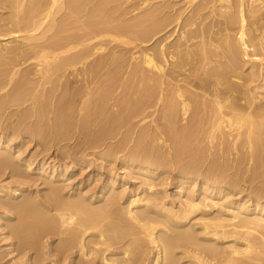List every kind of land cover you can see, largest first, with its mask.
I'll use <instances>...</instances> for the list:
<instances>
[{
    "label": "bare ground",
    "instance_id": "obj_1",
    "mask_svg": "<svg viewBox=\"0 0 264 264\" xmlns=\"http://www.w3.org/2000/svg\"><path fill=\"white\" fill-rule=\"evenodd\" d=\"M177 3L182 6L175 7ZM260 53L264 56L263 0H0V93L6 91L0 96V174L9 169L18 179L12 185L0 184V221L16 239L12 250L25 257L23 264H36V255L32 258L28 251L39 253L43 237L58 239L56 246L62 241L60 253V246L53 251L57 256L51 253L60 260L41 258L48 264H264L260 188L258 194L251 192L254 204L214 201L218 197L212 191L220 196L223 185L210 189V182L226 180L227 164L222 167L212 158L201 170L204 148L194 145L200 139L225 136L227 142L231 137L236 147L248 148L249 159L258 165L264 148V102L256 100L262 93L257 90H264ZM248 60L249 70L242 72ZM252 62L258 65L254 68ZM257 74L261 86H248ZM12 106L21 109L8 111L15 119L3 124L2 113ZM154 113L153 128L146 125L136 133L138 123ZM23 134L46 147L50 141L57 146L78 139L71 148L55 149L79 167L89 164L88 155L100 160L91 171L104 167L101 194H76L83 180L77 187L65 184L70 190L64 189L74 165L59 168L62 163L51 159L47 172L43 159L32 168V162L14 156L22 150ZM161 136L173 145L169 150L174 160L191 158L187 162L192 165L179 167L178 175L199 177L180 183H198V188L177 204L164 203L157 188L151 190L155 169L171 158L163 154ZM154 140L162 150L150 146ZM212 145L209 142L208 148ZM113 162L150 180L148 187L140 188L145 183L140 180L139 194L115 189L116 182L120 187L126 183L119 176L112 178V167L105 171ZM34 177L46 187L45 194L27 192L25 184ZM230 178L228 183L236 184ZM147 245L152 251L144 250ZM144 251L151 256H144Z\"/></svg>",
    "mask_w": 264,
    "mask_h": 264
},
{
    "label": "rangeland",
    "instance_id": "obj_2",
    "mask_svg": "<svg viewBox=\"0 0 264 264\" xmlns=\"http://www.w3.org/2000/svg\"><path fill=\"white\" fill-rule=\"evenodd\" d=\"M179 0H176V2H178ZM264 1V0H263ZM177 5V6H176ZM175 5V7H177V8H179L180 6H182V4H179V3H177ZM174 7V9L176 10L177 8H175ZM187 10H189V8H187L186 9V13H187ZM133 13H131V15H132ZM130 15V14H129ZM128 15V16H129ZM252 49V48H251ZM251 49H247V50H251ZM248 51V53H250ZM262 54V55H261ZM260 55V56H259ZM258 56L259 57H261L260 58V60H264V56H263V53H260ZM127 57H128V55H127ZM263 57V58H262ZM247 62V64L245 63V61H243V63L245 64V66H244V68L246 67V69H243V68H241L243 71L242 72H244V71H246V72H248V67H250L249 66V64H250V61L248 60V61H246ZM257 62V61H256ZM243 63H242V65H243ZM249 63V64H248ZM253 63V62H252ZM251 63V64H252ZM258 63V62H257ZM258 65V64H256V63H253L252 64V66L253 65ZM255 65H254V68H255ZM262 66V67H261ZM243 67V66H242ZM259 67H261V68H263V65L261 64L260 66H257V70H259ZM253 68V69H254ZM264 69V68H263ZM254 71L255 72H258V71H256L255 69H254ZM245 72V74H247ZM243 75H244V73H243ZM253 78V79H252ZM259 78V79H258ZM252 80V81H251ZM257 80V81H256ZM261 81V76H259V74H257V75H254L253 77H251V79H250V81H248V86H250V87H260L261 85H260V83H258V82H260ZM252 82V83H251ZM262 82V81H261ZM254 83H256L257 84V86L256 85H254ZM249 84H251V85H249ZM252 84L254 85V86H252ZM262 84V83H261ZM243 90H245L244 88H242ZM260 89V88H259ZM257 91H260V92H262L260 95H257V96H259V99L258 98H256V100H258L257 102H258V104H262L263 102H264V99H263V97H264V90H257ZM4 92H6V91H4ZM4 92L3 93H0V96H2L3 94H4ZM9 93V92H8ZM246 97V96H245ZM261 97V98H260ZM255 100V101H256ZM28 105V103H25V105ZM257 104V103H256ZM264 105V104H263ZM14 108V109H13ZM15 109H16V111H18V110H20L21 108H18L17 109V107H14V106H12V107H10V108H8L4 113H2V117H1V122L4 124V122L6 123L7 121H10L11 119H15V117H11L10 116V114L8 113V111L9 112H15ZM150 110V109H149ZM151 111L152 112H154V108H151ZM150 111V112H151ZM157 114V113H156ZM156 114L154 113V115H152V116H148L149 118H146V119H143V121L141 120V122H139L138 123V126H136L137 128L135 129V132L136 133H138L142 128H146V127H148V126H150L149 127V129L151 130V128H153V124H155V118H156ZM3 116H4V118H3ZM9 116H10V118H9ZM153 117V118H152ZM5 118H7L8 120H6ZM152 119V120H151ZM6 120V121H5ZM31 120V121H30ZM30 120H28V123L29 124H32V121H33V118L32 119H30ZM137 120H140V119H137ZM154 120V121H153ZM12 121V120H11ZM145 121V122H144ZM142 123H146V124H142ZM149 123H150V125H149ZM153 123V124H152ZM178 123V122H177ZM183 124V122L180 120L179 121V123H178V125L179 126H183L182 125ZM139 125H141V126H139ZM146 125H148V126H146ZM177 125V124H176ZM177 125V127L179 128V126ZM143 126V127H142ZM141 127V128H140ZM180 127V128H181ZM138 128H139V130H138ZM24 135V134H23ZM32 136V135H31ZM75 136V135H74ZM134 138H135V136H133ZM225 137V136H224ZM224 137H215V140H213V139H211L210 141H209V139L207 140L206 138V140H207V142L205 143L204 142V145H203V140L204 141H206L205 139H200L199 141H200V144H199V142H196L194 145H195V147L198 149V147L197 146H203V148H204V150L203 149H201V148H199V150L201 149V152L202 153H205L204 154V158H202L203 159V161H202V163L203 164H201V165H203V167H201V170H203L204 168H206V166H207V164H209V162L212 160V158H213V160L214 161H216L217 160V162H218V164H220L222 167H224V165H226L224 168H226L225 170V172H227L228 170V172L226 173L227 175V178L229 179L230 177V180L232 179V180H235V181H237L236 182V184H234L235 182L234 181H232V185L231 184H229L228 183V179L226 178V180H224L223 182H220L219 180L220 179H217V181H215V182H210V189L212 188V187H215V186H217V185H223V187H222V189H221V192H220V196L219 195H213V191H212V196L213 197H218V199L216 200H214V201H217L219 204L222 202L223 204L226 202V201H230V200H239V202H241V203H246V204H252L254 201V199H253V194L251 193V192H253L254 191V193L256 192H258L259 193V191H260V195H259V197H261V199L262 198H264L263 196L264 195H262L261 196V194H263V193H261L262 191H261V189L263 188L264 189V185H263V183H264V173L262 172V171H264V168H263V165H264V162L262 161L261 162V160H264V158H262V157H264V153H262V151L264 150V148H263V150H262V148H261V150H260V154H259V156H260V162H261V164L262 165H260V162L259 163H257L258 165H256L255 164V161H254V159L252 160V162H251V159H249V158H251L250 157V155H249V153H247V152H249V150L247 151L246 149H248V148H246V149H243V148H241L240 147V145L238 144V146L240 147H236V143H238V142H235L234 140H233V142L231 141L230 142V140H231V137H229L230 138V140H229V138H228V140H227V142H226V140H225V138ZM162 138V139H161ZM216 138H218V139H216ZM221 139H223V141H220ZM227 139V138H226ZM75 140L76 139H70V141H69V139L68 140H66V141H61L59 144H57V146L58 147H60V148H63V149H61V150H64V149H66L67 147L69 148H71V147H73V145H74V143H75ZM78 140V139H77ZM76 140V141H77ZM161 140H162V143H163V140H164V144H170L169 142L170 141H166L167 139L164 137V136H161L160 137V142H161ZM213 140V141H212ZM133 141H134V139H133ZM133 141L131 140L130 142H129V146H131L132 147V145L134 144L133 143ZM224 141H225V143H224ZM228 141L232 144V143H234L233 145H231V147H235V149L234 148H231V147H229V146H227V145H230V143H228ZM51 142V141H50ZM47 143L46 145H47V147L45 146V143L44 142H39L36 138H34V136H32V137H30V135H28V134H26V135H24V139H23V144H22V146H21V149L22 150H20V151H18V152H15V154H14V156H16V154H17V156L18 157H21V158H25V159H27L28 161H30V162H32V164H33V166L31 165V167L32 168H34L36 165H37V163L38 162H42V159H43V162H45V165L47 166L48 164V162H49V160H51V159H55L56 161L55 162H59V163H62L61 164V166L59 167V168H61V167H63V165H67V166H69V165H71V166H73V169H72V171H69L70 173H69V175H67V177H69V181L67 180V181H65V183H64V185L65 184H69L68 186L70 187V185H71V187L72 186H75V187H77V185H76V183L79 181V182H81L82 180V183H87L86 184V186L85 187H82L83 185L81 184L80 185V187H81V189L78 191V189L76 190V194H79V192L81 193V195L83 194L82 192H84L85 194H86V196H88L89 194H95V192H97L96 194L97 195H95V196H98V195H100L101 193H99V191H101L102 190V179H103V177H104V175L106 174V172H104V167H103V165H102V169L100 168V169H98L99 170V173H98V170H97V173L98 174H100V175H102V176H100V175H98L97 173H95V172H93L92 173V171H91V169L92 168H94L95 167V165L96 164H99L100 163V160H98V159H96L94 156H89L88 155V159H90L89 161V164H87V163H85V166H78V165H75V164H73L72 165V162H70V160L68 159L67 160V158L66 157H64V156H61L59 153H61L60 151H58V149L59 148H56L57 149V151H55L56 149H55V147H57L56 146V144L55 143H57V142H55V141H52V143H54V144H52V143ZM159 142V141H158ZM158 142L156 143L155 142V140L154 141H152L151 143H150V146L152 145L153 147L155 146V148H158V150H162L164 147V149H166V150H163L164 152H163V154L164 155H166L167 157H170L171 156V154L170 153H172L173 154V148H172V146L173 145H165L164 146V144L162 145V144H160V142H159V145H158ZM209 142H210V145H212V146H210L209 148H208V146H209ZM211 142H213V143H211ZM218 142H220L221 143V147L220 146H218V145H220V143L218 144ZM222 142L229 148L228 150L230 151H227V152H225L226 150H227V147L226 146H224V144H222ZM38 143V144H37ZM201 143H202V145H201ZM228 143V144H227ZM44 144V145H43ZM53 146H52V145ZM65 144H66V146H65ZM207 144V147H206V149H205V145ZM63 147H62V146ZM156 145H158V146H160V145H162L163 146V148L162 149H159V148H161V146L160 147H158V146H156ZM47 148V149H45V147ZM49 146H51V147H49ZM213 146H215V149H214V147ZM50 149H49V148ZM65 147V148H64ZM213 147V148H212ZM218 147H220L219 149H218ZM246 147V146H245ZM51 148H52V150H51ZM169 148L172 150H169ZM212 148V149H211ZM224 148H225V151H224ZM55 149V150H54ZM102 149L103 148H100V149H98V151L100 150V151H102ZM208 149V150H207ZM214 149V150H213ZM223 149V150H222ZM233 149V150H232ZM238 149V150H237ZM46 150H48V152H45ZM49 150H51V151H49ZM203 150V151H202ZM207 152H206V151ZM211 150H213V152L211 151ZM217 150V151H216ZM222 150V151H221ZM235 150V151H234ZM245 150L247 151V152H245ZM99 151V152H100ZM166 151L169 153V154H166ZM171 151V152H170ZM205 151V152H204ZM210 151V152H209ZM216 151V152H215ZM222 152V157H220V154L221 153H219V152ZM223 151H224V154H225V156H223ZM231 151H233V152H231ZM240 153H239V152ZM243 151L245 152V153H247V157H245V156H243V154H245V153H243ZM53 152V153H52ZM235 152V153H234ZM236 152H237V154H236ZM264 152V151H263ZM49 153V154H48ZM210 154V156H209V154ZM214 154V153H218V157L216 156V154H214V156L212 155V154ZM227 153H228V156H227ZM230 153H232V154H230ZM241 153H243V154H241ZM229 154H230V156H229ZM240 154H241V156L244 158L245 157V159H242L241 157H240ZM262 154H263V156H262ZM38 156V157H37ZM57 156V157H56ZM61 156V157H60ZM207 156H209L207 159H206V157ZM262 156V157H261ZM32 157V158H31ZM90 157V158H89ZM216 157V158H215ZM230 159H229V158ZM240 157V158H239ZM34 158V159H33ZM179 158H182V159H179ZM179 158H177L179 161H180V163H178L176 160H174V159H176V157H174V155L173 156H171V158H170V161L169 162H167L166 164V166H165V164H164V166L163 165H160L159 167H157V169H155V179H153V180H151L152 181V183H150L151 181L150 180H145V178L143 179V177H141V176H139V174L137 175L136 173H130V171H129V173H128V170H127V168H125V167H123V166H121L120 164H118V162H116V164H114L115 162H113L112 164H108L109 166H105V171H106V169H111V167H112V169H111V175H113V179L115 178V179H119L120 178V182H122V181H124L125 183H126V185L124 186V187H120V184H118L117 182L115 183V186H114V188L115 189H118V190H120L121 188L122 189H124V188H126L125 190H127V188H128V190L130 191V193L131 194H137L139 191H140V188H147L148 186H147V184L148 183H150V184H152V189L151 190H156L155 188H157V190H156V192H158L160 195H159V197L161 198L162 196L164 197V198H162V200H163V202L165 203V202H174L175 204H177L178 202H179V200H180V198H181V196H184V195H186L189 191H191V192H195V191H197V189L196 188H198V183H196L194 186H193V184H180L182 181H185V182H187V181H189L188 179H196L197 178V175H194V174H192L191 176H190V174H182V175H180V173H179V175H178V172H179V169H181V168H179V167H181V166H183L184 167V165H185V167L188 165L187 163H189V162H187V161H190V159L188 158V157H186L185 155H183V156H181V157H179ZM188 158V159H187ZM215 158V159H214ZM217 158H220V161H219V159H217ZM248 158V159H247ZM262 158V159H261ZM45 159V160H44ZM95 161H94V160ZM187 159V160H186ZM206 159V160H205ZM240 159H242V162L240 161ZM34 162H33V161ZM41 160V161H40ZM193 160V159H192ZM212 160V161H213ZM182 161H186V162H182ZM239 161V162H238ZM66 162V163H65ZM92 162V163H91ZM177 162V163H176ZM221 162H222V164H221ZM225 164H224V163ZM240 162L242 163V164H240ZM35 163H36V165H35ZM182 163H183V165H182ZM191 163V162H190ZM189 163V166L190 165H192V164H190ZM211 163V162H210ZM231 163V164H230ZM246 163V164H245ZM187 164V165H186ZM236 164V165H235ZM239 164V165H238ZM254 164V165H253ZM58 164H56V166H57ZM91 165V166H90ZM106 165V164H105ZM112 165V166H111ZM179 165V166H178ZM228 165H230V167L228 166ZM252 165V166H251ZM256 165V166H255ZM259 165H260V167H259ZM55 166V167H56ZM76 166V167H75ZM94 166V167H93ZM117 166V167H116ZM163 166V167H162ZM169 166V167H168ZM175 166H176V168H175ZM261 166H262V171H259L258 169H260L261 168ZM88 167V168H87ZM119 167V168H118ZM167 167V168H166ZM178 167V168H177ZM234 167V168H233ZM248 167V168H247ZM252 167V168H251ZM255 168V170H256V168H257V170L256 171H259V173H260V175H259V173L258 172H253L254 171V168ZM114 168V169H113ZM169 168V170H167ZM200 168V167H199ZM230 168V169H229ZM23 169V168H22ZM83 171H82V170ZM176 169V170H175ZM228 169V170H227ZM235 169V170H234ZM238 169V170H237ZM253 169V170H252ZM125 170H126V172L128 173H126L125 174ZM237 170V171H236ZM50 171V167H49V165H48V169H47V172H49ZM164 171V172H163ZM36 171H32V172H30V175H33V176H35L36 178L38 177V174L37 173H35ZM262 172V173H261ZM32 173V174H31ZM230 173V174H229ZM254 173H258V175L256 174V176H254ZM95 174H97V175H95ZM141 174V173H140ZM157 174H159L160 175V177H156L157 176ZM163 174V175H162ZM169 174V175H168ZM261 174H262V176H261ZM37 175V176H36ZM90 175H91V177H90ZM96 176L95 178H94V176ZM184 175V176H183ZM98 176H100L101 177V179H97V177ZM117 176H119V178L117 177ZM121 176L123 177L122 178V180H121ZM137 176V178H135ZM193 176V177H192ZM254 176V177H253ZM35 177H34V179H31V181L32 182H30V180H29V182H28V185H27V182H26V184H25V187L27 188V192H33V194H35L36 192H37V190H38V193L40 194L42 191H44V189H46V187L39 181V180H36L35 179ZM66 177V178H67ZM82 177V178H81ZM167 177V179H165ZM182 177H186V179H184V178H182ZM75 178V179H74ZM130 178H132V180H130ZM134 178V179H133ZM141 178V179H140ZM162 178V179H161ZM234 178V179H233ZM253 178V179H252ZM84 179H90V181H86V180H84ZM94 179H96L95 181L97 182H95L94 181ZM123 179H125V180H123ZM137 179H139V180H137ZM165 179V180H164ZM174 179V180H173ZM184 179V180H183ZM21 181L20 182H24L25 181V179H20ZM26 180H28V178H26ZM34 180V181H33ZM100 180V181H99ZM130 180V181H129ZM140 180H142V182H143V180H145L144 182L145 183H140L141 181ZM158 181V182H156V181ZM163 180V181H162ZM181 180V181H180ZM197 180H199V177L197 178ZM229 180V181H230ZM18 181V179L16 178V177H11L10 176V172H9V169H7V170H4V171H2V174H0V184H10V185H12V184H15L16 182ZM99 181V182H98ZM148 181V182H147ZM167 181V182H166ZM176 181V182H175ZM36 182V183H35ZM89 182L91 183L90 185H89ZM128 182V183H127ZM146 182H147V184H146ZM169 182V183H168ZM172 182V183H171ZM96 185H95V184ZM158 183V184H157ZM165 183H167V184H165ZM171 183V184H170ZM243 183V184H242ZM31 186H30V185ZM35 184V185H34ZM98 184V185H97ZM100 184V185H99ZM141 184V185H140ZM161 186H160V185ZM261 185V187H259L260 185ZM67 185H65L64 186V189L65 188H68V190H70V188L67 186ZM117 185V186H116ZM141 187H140V186ZM144 185H146V186H144ZM159 185V186H158ZM197 185V186H196ZM251 185V186H250ZM263 185V186H262ZM29 186V187H28ZM88 186V187H87ZM90 186V187H89ZM96 188H95V187ZM137 186H139V187H137ZM227 186V187H226ZM237 186H239V187H237ZM245 186V187H244ZM43 187V188H42ZM74 187V188H75ZM79 187V188H80ZM178 187V188H177ZM257 187V188H256ZM25 188V189H26ZM33 188V189H32ZM91 188H92V191H91ZM93 188H95V189H93ZM130 188V189H129ZM161 188V189H160ZM241 188V189H240ZM258 188H260V189H258ZM87 189H90V190H87ZM110 191L109 192H111V189H112V187H111V189H110V186H109V188H108ZM133 189V190H132ZM231 191H230V190ZM257 189L259 190V191H257ZM41 190V191H40ZM66 191H68L67 189H65ZM96 190V191H95ZM127 190V191H128ZM139 190V191H138ZM186 190V191H185ZM256 190V191H255ZM40 191V192H39ZM90 191V192H89ZM108 190L107 189H105V191L104 192H107ZM132 191V192H131ZM134 191V192H133ZM210 191V190H209ZM208 191V192H209ZM242 191V192H241ZM244 191V192H243ZM242 194H241V193ZM37 193V194H38ZM43 193L44 192H42L41 194L43 195ZM61 193H63V191L61 192ZM65 193V192H64ZM73 194H75V191L74 192H72ZM88 193V194H87ZM163 195H162V194ZM168 195H167V194ZM181 193V194H180ZM186 193V194H185ZM251 193V194H250ZM257 193V194H258ZM21 194V193H20ZM40 194V195H41ZM45 194V193H44ZM47 194V193H46ZM85 194H83V195H85ZM139 194V193H138ZM166 194V195H165ZM226 194V195H225ZM228 194V195H227ZM82 195V196H83ZM106 195L108 196L109 194H108V192L106 193ZM231 195H233V196H231ZM107 196H105V197H107ZM223 196V197H222ZM226 197V198H225ZM252 197V198H251ZM171 198V199H170ZM173 198V199H172ZM176 198V199H175ZM227 199V200H226ZM260 199V202H264V199H262L261 200ZM165 200V201H164ZM251 200V201H250ZM223 201H225V202H223ZM246 201V202H245ZM221 203V204H222ZM254 204V203H253ZM232 205H234V204H232ZM232 205H229L231 208H234L235 206H232ZM11 216H13V218H14V215H11ZM5 224V221L4 220H2V221H0V264H23L24 262H23V260H25V259H21V257H23V255H21V254H19L18 252H16L15 250H12V249H14V246H12L14 243L16 244L17 243V241H16V239H14V237L13 236H11L12 238H10V234H9V230H8V228H6L5 227V225H3V224ZM6 228V229H5ZM9 234V235H8ZM8 235V236H7ZM44 238V240L42 239V238H39V239H42L41 241H39L38 242V244L40 243V245H41V242H42V245L41 246H43V248L44 247H47V249L49 248V250L51 251L52 249H54V250H52L51 252H50V254L51 253H53V251L55 252V249H57L59 246V248L56 250V253H60L59 252V250H61L62 249V246H61V244H62V241H60V242H58L59 243V245L58 246H56L57 245V243H56V241H58V239H55V240H53V239H49V240H47V237H43ZM13 240V241H12ZM51 240V241H50ZM46 241H48L49 243H52L53 241H55V242H53V244H49L48 242H47V245H46ZM29 242V241H28ZM43 242H44V244H43ZM12 244V245H11ZM14 244V245H15ZM54 244H55V246H54ZM50 245V246H49ZM11 246V247H10ZM54 246V247H53ZM52 247V248H51ZM146 247V246H145ZM150 247V248H149ZM39 248V247H38ZM43 248H41L40 247V251H38L39 253H37L36 254V250H34L33 249V251L35 252H31V250L30 251H28V252H30V253H28V255H32V258L34 257V254L36 255L35 257L37 258V262H36V264L38 263V258H48V260L49 259H52L53 261H58V260H60L61 259V257H59L58 259H57V257H54V256H57V254H55V253H53L54 254V256L51 254L50 256L51 257H47L46 256V253H47V255H48V250H47V252L45 253V251L46 250H44ZM148 248V249H147ZM147 248H144V250L146 249V250H149L150 249V251H152V246L151 245H147ZM13 251H11V250ZM41 249L42 250H44L43 252L41 251ZM145 250V251H146ZM7 251V252H6ZM9 251V252H8ZM144 251V256L146 255V253L147 252H145ZM150 251H148V252H150ZM12 252V253H11ZM41 252L42 253H44L42 256L40 255L39 256V254H41ZM4 253V254H3ZM9 253V254H8ZM11 253V254H10ZM16 253H18V255L16 254ZM44 255H45V257H44ZM59 255V254H58ZM37 256H39V257H37ZM60 256H62V253L60 254ZM147 256H151V253L149 254V253H147ZM23 258H25V257H23ZM56 259V260H55ZM21 260V261H20ZM36 260V259H35ZM47 260V259H46ZM44 261V260H39V263L40 264H48L49 263V261ZM42 261H43V263H42ZM56 264V263H55ZM60 264V263H59ZM61 264H63V263H61ZM65 264H67V263H65ZM93 264V263H92ZM94 264H96V262H94ZM132 264V263H131ZM133 264H139V263H133ZM140 264H142L141 262H140Z\"/></svg>",
    "mask_w": 264,
    "mask_h": 264
}]
</instances>
